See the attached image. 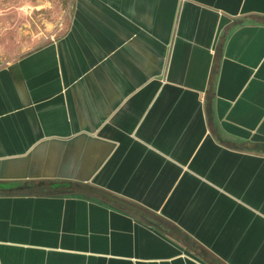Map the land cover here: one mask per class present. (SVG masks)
<instances>
[{"label": "crops", "instance_id": "obj_1", "mask_svg": "<svg viewBox=\"0 0 264 264\" xmlns=\"http://www.w3.org/2000/svg\"><path fill=\"white\" fill-rule=\"evenodd\" d=\"M73 15L0 65V264H264V0H76ZM43 182L147 216L3 190Z\"/></svg>", "mask_w": 264, "mask_h": 264}, {"label": "rangeland", "instance_id": "obj_2", "mask_svg": "<svg viewBox=\"0 0 264 264\" xmlns=\"http://www.w3.org/2000/svg\"><path fill=\"white\" fill-rule=\"evenodd\" d=\"M75 5L76 0H0V65L57 41L69 29Z\"/></svg>", "mask_w": 264, "mask_h": 264}, {"label": "flooded vegetation", "instance_id": "obj_3", "mask_svg": "<svg viewBox=\"0 0 264 264\" xmlns=\"http://www.w3.org/2000/svg\"><path fill=\"white\" fill-rule=\"evenodd\" d=\"M78 184L69 182H58V183H53V182H43L38 184H25V185H5L3 186V190L7 193L10 194H15V193H47V192H64L66 191L67 193H62V194H70V193H75L78 190V188H76ZM82 192V191H80ZM180 236V235H179ZM181 239L183 240V242H185L187 245H191L192 247H197V245L195 243H193V241L191 239H189L187 236H185L183 233L180 236Z\"/></svg>", "mask_w": 264, "mask_h": 264}, {"label": "water", "instance_id": "obj_4", "mask_svg": "<svg viewBox=\"0 0 264 264\" xmlns=\"http://www.w3.org/2000/svg\"><path fill=\"white\" fill-rule=\"evenodd\" d=\"M251 148L258 149V145H254L253 147L251 146L250 149ZM76 188H78V190L83 191L85 193H88V194H91V195H97L99 197H102L107 202L115 203L118 206H120V207H122L124 209H129L133 213H136V214H138L140 216H143V217L147 216L144 211H140L132 203L124 201L121 198L115 196L114 194L108 193L107 191L102 190L100 188H97L95 186L93 187V186H89V185H86V184L78 183ZM62 193H67V192L66 191H64V192H47V193H41L40 192V193H32V194H35V195H47V194H62ZM175 233H177L180 236L182 235V233L179 230H176Z\"/></svg>", "mask_w": 264, "mask_h": 264}]
</instances>
